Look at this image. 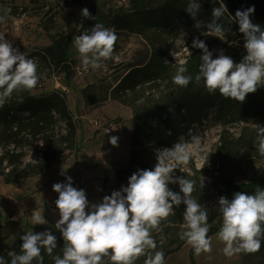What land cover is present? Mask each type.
Masks as SVG:
<instances>
[{"label":"rangeland","instance_id":"1","mask_svg":"<svg viewBox=\"0 0 264 264\" xmlns=\"http://www.w3.org/2000/svg\"><path fill=\"white\" fill-rule=\"evenodd\" d=\"M215 1L200 0L201 10L195 18H192L185 12L189 0H0V16L4 17L3 21H0V33L5 34V38L19 52L24 53L29 59H34L38 66L39 82L37 86L31 90L13 92L12 95L44 96L52 92L63 95L76 122V138L78 134L83 138L90 137L92 143L103 145V151L108 148V141L114 135L107 137L95 130V121L105 123L102 116L94 113L95 110L105 102H109L114 105V109L116 107L120 109L124 116L122 119L130 112L133 122V118L137 115L149 114V117L142 123L146 121V127L152 128L151 113L166 106L171 98L184 88L173 84L172 77L179 66V61L187 59L188 72L186 74L193 77L189 86L196 95L194 98L196 105L193 106L200 109L198 104L201 100L210 103L211 106L204 114H201L203 117L199 124L190 126V134L181 135L177 139L175 144H192L193 137H196L199 139V144L198 153L193 155L188 165H179L174 171V176H185L196 181L192 196L208 209L210 227H221L222 217L217 207L218 199L221 196L231 199L229 191L233 186L264 176V156L260 155L258 151L257 131L254 127V124L264 126V109L261 108L264 105V84H261L256 92L248 94L243 103H239L234 99L223 97L218 91L209 92L204 87L202 80L199 83L195 81L202 52L192 48L194 38L204 41L208 50L213 53V58H216L217 54L222 51L224 55L239 63L245 55L243 35L239 37L231 33L230 28L225 31V37H221V40L214 36H208L206 25L211 21L209 14L216 4ZM168 3L176 6L175 8L181 14V20L170 28H159L155 26L151 13L148 11L161 5L168 6ZM84 8H87L91 16L94 19L97 17V20H100L99 23L103 25H107L106 23L117 15L120 17L119 19L123 20L122 25L128 26L126 31L119 30L123 29L120 27L106 26L114 28L118 36L114 53L120 57L118 62L107 60L102 61L99 69L89 68L85 71L82 68L79 53L73 44V37L80 34L81 26L87 21L81 15V10ZM94 19L93 21L96 20ZM62 35H68L71 39L69 57L73 72L69 79H66L64 74L49 62L50 59L45 61L42 58L44 57L42 50L50 47L52 42ZM151 45H155L156 49L160 46L165 50L162 62L163 78L144 84L132 92L126 91L120 101L112 99V90L118 85L119 80L126 76L128 69L131 66H138L148 59ZM186 48L192 54L190 57ZM184 107L177 106L176 112H174V121L185 118ZM181 108H183L182 111ZM119 116L110 121L120 124L122 119ZM124 126L126 130L122 131V135L127 136L128 125ZM51 128L55 134L64 135L65 133L62 122H56L50 126ZM0 132L5 137V131ZM119 132H121L120 129L115 135ZM20 137L27 138V145L22 150L24 154L22 160L26 162L38 159L39 156L35 158V155L42 151V144L38 142L39 137L36 136L32 139L23 134ZM3 147H0V158L7 149H3ZM156 149L158 147L153 144L137 148L131 147L129 165L153 168L156 163ZM78 151L76 143L75 153L65 152L63 158L58 162V165H61L58 168L61 170L60 173L70 165V162L66 161L68 159L72 162H75L78 157L82 159V162H78V166L76 163L69 167L72 174L80 166L86 168L92 166L86 154H84L85 156L78 155ZM195 151L197 150L194 149ZM102 153V156L105 157V153ZM199 157H205V159L201 160ZM6 163V160H3L0 170H4V172L9 170ZM202 164L205 166L200 169ZM79 173L80 171L74 176ZM107 174L106 172L100 180L91 177L85 188L79 186L78 190L85 191L90 204L99 203L104 196L120 190L122 186H127L130 176H125L119 181L116 177L113 179L109 177L103 190ZM201 176L204 178L203 188L201 187ZM27 181L29 180L26 179L19 184L6 185L3 178L0 177V230L3 228L2 217L4 222L9 221L12 225L20 228L21 234L29 231L40 233L50 230L53 235L61 239L62 237L54 224L49 219L46 220L45 216L46 224L32 226L28 224L27 215L37 209L43 211L56 209L55 201L58 194L52 190L55 183L49 187L34 189L33 182ZM80 184L82 185V183ZM169 188L174 192H179L177 184H170ZM33 203H35L34 207H28ZM184 210L183 204L174 206V214L162 220L161 231L153 230L152 232L157 243V250H162L164 254L169 253L183 241L179 237L180 233L184 231L182 227ZM0 237L7 238V236L2 237V234ZM211 238V252L197 255L195 251L191 252L192 246L185 243L178 252L166 258L165 264H190L191 259L194 264H264V242H262L259 251L241 252L227 257L222 251L224 245L218 240L216 234ZM43 252L41 253L44 257L43 264L46 260L50 261V264H54L51 256H46L47 253ZM52 255L62 256L59 244ZM145 258L140 257L135 261V264H143ZM104 260L105 264H113L108 257H105ZM33 264H36V261Z\"/></svg>","mask_w":264,"mask_h":264},{"label":"clouds","instance_id":"2","mask_svg":"<svg viewBox=\"0 0 264 264\" xmlns=\"http://www.w3.org/2000/svg\"><path fill=\"white\" fill-rule=\"evenodd\" d=\"M200 10V0H189L185 12L195 18ZM254 11V7H249L237 10L232 16L220 0L219 6L211 11L212 20L206 25L208 36L220 39L225 37V29L218 21L225 13L238 24L246 53L239 63L222 51L213 58L204 41L195 38L192 41V48L202 52L195 81L199 83L202 80L209 92L218 91L223 97L239 103L264 84V29L250 19ZM81 15L85 19H94L87 8L81 10ZM3 19L0 16V21ZM117 39L115 29L102 23H95L75 35L73 44L82 68L87 71L89 68L99 69L102 61L118 62L120 57L114 54ZM186 50L190 57L191 52L188 48ZM187 63V59L179 61L172 77L176 86L187 87L193 80L192 75L186 74ZM37 73L35 60L19 52L5 34L0 33V107L13 92L35 88L39 82ZM18 102L22 103L23 98L20 97ZM254 127L258 151L264 156V126L254 124ZM117 140L113 136L108 142L116 146ZM198 144L199 139L193 137L192 144L177 143L171 148L156 149L153 168L137 170L129 177L126 187L104 196L99 203L90 204L85 191L72 186L70 177H66L65 183H55L52 190L58 194L55 207L59 213L55 228L64 242L62 256L52 255L57 248V237L50 230L40 233L29 231L20 237L19 254L15 251L8 253L10 264H33V261L43 264L42 250L51 256L54 264H105V257L113 264H135L142 256L146 257L143 264H165V254L157 250L152 232L161 231L162 220L173 215L174 206L181 204L185 206L184 231L179 238L191 245L197 255L211 252L208 209L192 196L196 181L174 176L179 165H188L193 155L198 153ZM204 166L202 164L200 169ZM203 179L201 176L202 188ZM170 184H177L179 192L170 190ZM217 207L222 224L216 236L224 245V255L232 257L241 252L259 251L264 242V189L256 186L252 194L239 191L231 199L221 196ZM31 219L35 225L47 223L40 213L32 215ZM0 264H6L3 257H0Z\"/></svg>","mask_w":264,"mask_h":264},{"label":"trees","instance_id":"3","mask_svg":"<svg viewBox=\"0 0 264 264\" xmlns=\"http://www.w3.org/2000/svg\"><path fill=\"white\" fill-rule=\"evenodd\" d=\"M171 2V1H169ZM228 13L232 16L235 15L237 10H246L249 7H254L255 11L251 15L250 19L254 24H259L264 29V0H223ZM215 6L218 7L220 0L215 1ZM176 6H172L168 3V6H160L154 10H149L151 17L154 20L155 26L159 28H170L176 23L180 22L181 14L178 12ZM210 20H212L211 13L209 14ZM13 16V15H12ZM93 17V16H92ZM120 17L113 16L106 24L110 26H116L127 30L128 26L122 25L123 20ZM98 19L97 17L95 18ZM94 19V20H95ZM93 21V19H87V21L81 26L79 33L85 31L94 26L95 23H99L100 20ZM126 22V21H125ZM222 24L225 31L230 28V32L242 37L239 32L238 24L232 21V18L225 13V15L218 21ZM107 25H104L105 27ZM123 26V27H122ZM71 47V39L68 35H62L52 42L51 46L43 49L45 61L50 59L49 62L64 74L66 79H69L72 75V67L69 57V50ZM246 54V53H245ZM165 56V50L160 46L156 49L155 45H151V51L149 57L139 64L138 66H131L128 69L126 76L119 80L118 85L112 90V99L119 100L124 97L126 91H134L136 88L141 87L144 84L152 83L158 79L163 78V58ZM188 67V66H187ZM188 85V88L181 89L176 95H174L170 102L159 108V110L151 113V121L153 127L148 128L145 122L142 121L149 117V114L137 115L133 118L134 129L131 138V147H144L146 145H155L156 147H171L181 135L190 134V126L193 124H199L202 120V115L211 106L206 101H200L198 104L200 109H196L193 105L195 92ZM22 97L23 102L19 103L18 99ZM206 102V103H205ZM177 106L184 107V119L180 121H174V112H176ZM264 109V105L262 107ZM183 108H181L182 111ZM135 113V111H134ZM56 122H62L65 133L59 135L54 133L50 126ZM184 124V127H183ZM5 131V137L0 132V147L4 146L6 149L5 154L0 158V164L3 160H6V166L9 168L7 172L0 170V177L3 178V182L6 185L19 184L22 181L39 176L44 172H48L54 164H58L60 159L63 158L65 152H76V122L72 114L70 113L67 103L63 95L52 92L44 96H34L29 94H16L12 95L7 102L0 107V131ZM24 135L28 138L39 137V141L42 144V151L35 155L39 158L30 161H23L24 156L23 149L27 145V138L20 137ZM146 167L140 165L137 167L128 166L126 169H113L108 170L104 179V186L106 182L113 177L119 181L125 176H131L137 170H144ZM256 186L260 188L264 187V176L257 180L242 183L233 186L229 194L233 196L234 193L239 191H245L249 194L254 193ZM220 226H211L209 228L208 236H213L218 233ZM21 234L11 245L0 248V257H3L6 264H10L11 257L8 256L10 251H15L19 254ZM63 239L57 238V244L63 248ZM186 241H182L177 247L171 250L169 253H165L166 258L178 252L182 245ZM194 249H191L193 252ZM42 253L43 250H42ZM46 256H49L46 254ZM50 257V256H49ZM34 262V261H33ZM50 264V261H44V264ZM190 264H194L192 259Z\"/></svg>","mask_w":264,"mask_h":264},{"label":"crops","instance_id":"4","mask_svg":"<svg viewBox=\"0 0 264 264\" xmlns=\"http://www.w3.org/2000/svg\"><path fill=\"white\" fill-rule=\"evenodd\" d=\"M112 108L114 109V105H111V103L109 102H105L99 108H97L94 113L102 116L104 118V121L114 120L116 117H118V115H120V119L124 117L118 107H116L114 110ZM118 125L121 132H119V134L117 135H114L118 138L117 145L113 146L109 143L108 148L105 147L107 149H105L104 151L103 145H96L95 143H92L90 141V137L83 138L78 134L76 143L79 151L77 154L82 156H85L84 154H86L89 161H91L92 163V166L90 168L80 166V168L75 169V173L73 172L72 174V172H70L69 170V167L74 166L73 164L76 163L78 166V162H82V159L78 157L75 162H72L68 159L66 161L70 162V165L66 166V169L61 173L59 172L61 170L58 169L61 167V165L59 166L58 164H54L48 172H44L35 178L28 179L29 181L27 182H33V188L38 189L40 187H49L54 183L60 181H66V177H70L73 181L72 186L78 189L79 186H84V188L87 187V181L91 177H95L96 180H100L108 170L126 169L130 164V143L134 129V122L132 121V115L130 114V112L125 116L124 119H122L120 124L118 123ZM124 125H128L127 128L129 133L127 134V136L122 135V131L126 130ZM102 152L105 153V157L102 156ZM79 171L80 173L74 176V174ZM80 183H82V185ZM34 205L35 203H33L32 205H28V207H34ZM36 213L43 214V216L46 217V220L49 219L54 224V226L59 219V213L56 209L49 211L37 209L35 211L27 213L29 225L34 226L31 216ZM1 221L3 228L0 230V234H2V237L7 236V238L3 237V239L0 237L2 239H0V248H3L11 245L18 238V236L21 234V229L12 225L9 221L4 222V219L2 217Z\"/></svg>","mask_w":264,"mask_h":264},{"label":"built area","instance_id":"5","mask_svg":"<svg viewBox=\"0 0 264 264\" xmlns=\"http://www.w3.org/2000/svg\"><path fill=\"white\" fill-rule=\"evenodd\" d=\"M95 130L100 131L101 134L107 137H111L116 134L119 130V125L115 121L106 120L105 123H101L100 121L94 122Z\"/></svg>","mask_w":264,"mask_h":264}]
</instances>
